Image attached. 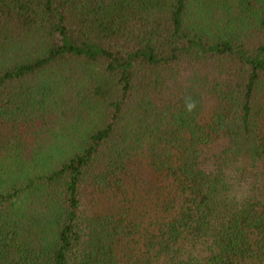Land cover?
Listing matches in <instances>:
<instances>
[{"label": "trees", "instance_id": "trees-1", "mask_svg": "<svg viewBox=\"0 0 264 264\" xmlns=\"http://www.w3.org/2000/svg\"><path fill=\"white\" fill-rule=\"evenodd\" d=\"M0 264H264V0H0Z\"/></svg>", "mask_w": 264, "mask_h": 264}, {"label": "clouds", "instance_id": "clouds-1", "mask_svg": "<svg viewBox=\"0 0 264 264\" xmlns=\"http://www.w3.org/2000/svg\"><path fill=\"white\" fill-rule=\"evenodd\" d=\"M194 105H188V110L191 111Z\"/></svg>", "mask_w": 264, "mask_h": 264}]
</instances>
